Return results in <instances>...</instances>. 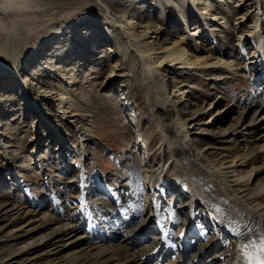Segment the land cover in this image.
I'll list each match as a JSON object with an SVG mask.
<instances>
[{
  "label": "rangeland",
  "instance_id": "rangeland-1",
  "mask_svg": "<svg viewBox=\"0 0 264 264\" xmlns=\"http://www.w3.org/2000/svg\"><path fill=\"white\" fill-rule=\"evenodd\" d=\"M142 1L116 0L115 8H120L121 10H119L121 12L125 11L127 15L138 17V22H141V24L152 21L155 26H164L159 34L161 38L159 46L162 45L164 36L169 40L167 44L172 43L180 35L187 37L189 40L185 26L173 19L172 15H166L165 12L167 10L165 8L159 7L155 0ZM262 1L264 0H260V2ZM252 2L247 1L244 8L241 9L233 7L222 9L223 7L218 5L217 1L211 0L212 5L220 8L217 12H220L219 16L223 17L222 21H225L226 25L219 26L215 24L212 29L216 27L218 31L216 30L212 33L205 31L203 32L204 36L198 40L204 42V47H212V54L219 58L230 57L231 59H238V39L241 35L245 37L249 29L247 24L252 23L254 12L252 14L248 12L250 9H254ZM100 3L101 0H33V4L38 6L33 12V16L25 20V25L16 27V30L21 33H28L29 31L30 33H38L42 30L52 29L57 24L62 29L64 36L62 35L61 37L66 42L71 37L70 33H80V39H75L74 45L68 47L67 52L63 55L65 56L64 62L59 65L74 63L75 60L85 63L83 66H73L74 70L71 72L68 69L64 71L67 77L72 73L73 78L69 80L71 82L66 83L60 76H51L52 74L49 75L48 73H45L40 78V84L55 88H59V85H61L62 89L67 90L69 98L62 103L56 99L57 96L41 97L40 94L36 93L35 89H31V85H28L29 83H27L30 88L29 91L17 85L15 89H12L14 90L13 92H11V89V91L9 90V93L16 97V105L15 110L11 111L8 106L0 107V122L9 123L7 125L10 130L9 135H6V137L0 136V198L7 199L13 196L16 202L25 203L29 196L33 197L36 202V206L33 208L36 209L35 211H39L38 216L41 215L42 211L52 213L53 211L50 208L53 201H60V214L69 216L70 211L68 212L66 208L69 205L73 206V202H77L76 205L81 204L84 207L83 214L78 213L74 221L82 225V229L77 234L87 230V225L91 223L89 222L90 217L92 220H99V222L101 221L100 218H102L105 221L101 224L108 226L109 224L106 222L112 219L118 220L121 214H130V217L134 215L132 212L134 206L141 203V211L143 210V213L136 215L135 220L128 224L126 229L140 226L142 218L152 219V225L148 226V228L152 226L153 229L148 234V239L139 240L140 242L134 244V249H139L144 244L152 243L151 241L163 233L174 236L179 228L189 223L188 227L190 230L187 229L183 235L188 230L192 231V234L187 235L189 240H194L193 247L189 251L190 257H192V253L199 252V248L202 245H210L208 252L200 251L198 257L201 256V253L204 255L200 259L204 262L207 261V264H212L209 262L210 258L214 259V264H235L232 237L224 229H219L209 223V213L205 206H201L198 203L190 209V193L185 192L184 195L179 196V191L176 187L178 186L179 178L174 175V167L171 165L169 171L165 169L167 172L166 176L163 177L162 175L160 177L162 170L160 166L165 163L169 165L171 160L168 154L162 153L163 148H161L160 153L158 152L163 136L158 130L159 126L154 119L153 112L146 105L144 97L145 83L143 81L144 62L141 59L143 62L141 63L140 58H136L139 56L136 51L131 52L130 49L125 47L124 43H118V34L113 31L115 26L107 20L106 11ZM118 4L120 5L118 6ZM200 7H203V4ZM261 7L260 14L264 15L262 4ZM183 12H188V10L184 9ZM246 13L248 14L247 16H250L247 24L235 30L234 23L240 21L238 17ZM261 15L260 18H262ZM39 16L41 18L37 19ZM185 16L190 29L201 24L197 17L193 19L189 17V14H185ZM80 17H83L84 20ZM0 18V23L5 24V26L11 24V20L8 22L9 18ZM104 21L107 22L108 27H106L109 30L101 32L104 27L102 22ZM16 23H21V21L17 20ZM263 23L264 21L262 20V29L259 30L260 37L255 35L244 40L246 50L241 62L242 66H244L242 72L246 77H241L240 74L239 76L233 74L232 71L219 69L213 72L194 69H170L166 73L167 88L165 94L174 101L178 114L182 116L184 121L186 120L191 126L196 123L192 129H189L190 131L188 130L192 139L190 144L196 145L200 151L208 149L209 153H211L210 156L216 159V162L219 161L221 163L226 160L229 163L231 158L240 157L250 145L247 142L248 140H244V137L237 135L228 137L226 139L228 142L226 143L222 142V138L218 137L220 135L218 132L223 128L231 127L232 129L236 127L238 117H240L238 124H243L254 114L261 116L264 113L262 107H259V105L255 106V103H253L254 106H251L250 103V101L264 96L258 92L264 86V54L263 56L260 54L255 59L251 58L256 43H260L262 41L261 38L264 37ZM37 25L42 27L37 28ZM191 31L193 32L192 29ZM60 32L61 30L57 33L55 32L54 37H58ZM33 33L29 36L32 37ZM242 41L240 44L243 43ZM156 42H154V45L152 44L153 47H157ZM19 48L22 50L21 47ZM96 48L98 50H96L97 54L95 55ZM217 49L218 51L216 52ZM117 51L118 53H116ZM220 51L222 53H218ZM102 54L104 56H100ZM25 57L27 58V56L19 58L17 68H21L24 64L25 71L29 72L33 61H26ZM100 57L103 58L101 59ZM238 71L237 73H240ZM223 76H225L224 79L221 78ZM174 77H177L181 84L183 83L182 86H175ZM9 79L11 77L7 78L8 82ZM29 92L36 98L39 108L33 109L32 105L28 104L31 101ZM122 96L130 104L128 111L125 113H114L111 103L113 101H121ZM84 101L86 102L84 103ZM69 104H71L72 110H76L80 115L72 119L67 118L66 115L68 114H63L62 110L69 111L70 108L67 109ZM7 105H9V102ZM41 110L56 118L59 128L65 134L67 148L62 149L63 152H59V154H57L58 151L55 149V141L52 144L51 142L47 144L45 141L47 136L43 134L48 129L43 124L44 122H38V119L34 121L37 115L36 112ZM197 110H200L198 113L201 116L195 119L199 115L194 113ZM221 110L222 114L220 115L225 113L223 117H220L221 122L210 126L198 125L210 115L218 111L221 112ZM53 114H56V117ZM127 114L130 115L127 116ZM69 120L74 121L67 122ZM132 140H138L140 142L138 144L140 150L142 152L143 149L145 150L146 155L143 153L144 156H147L145 157V163L150 167L147 176L140 170V161L142 162V157L144 158V156L139 158V156L131 155L130 152L122 151V148H125L124 145H129L127 143ZM2 144L7 146L5 153L7 158L3 155ZM8 145L10 146L8 147ZM33 146L35 148L31 150ZM126 148L129 150L128 147ZM261 163L260 161L257 164ZM153 166H159L160 168L157 171L152 170ZM250 166L248 164L243 169H248ZM150 172H152L153 176L150 175ZM262 178L264 179V172L254 176L252 185L257 184L259 179ZM71 179H75V181L73 183L69 182ZM145 183H149L151 186H145ZM108 185L113 186V189L116 190H108ZM145 187L150 192L149 203L145 202ZM152 193H156L154 197ZM125 196L130 198L123 200ZM81 197H84V200L79 203L78 200ZM113 198H120V200L115 202ZM118 201L121 202L118 203ZM143 205H145L144 209ZM192 209L193 212L191 213L190 210ZM121 210L123 213H121ZM158 211L161 214H157ZM154 212L157 216H154ZM113 216L115 217L113 218ZM190 217H192L191 221L189 220L186 223ZM22 220L18 224L22 223ZM173 220L177 221L172 225L174 227L168 230ZM195 220L198 223L196 224L198 227L196 225L194 227L197 231L195 229L191 230V224ZM7 225L8 223L6 224V222L0 223V241L10 239L13 234H17L15 232L17 225H10L6 228ZM175 231L176 233H174ZM65 237L64 241L68 239L67 236ZM122 237L123 235L118 234L114 238L109 235L108 238L112 244H116L120 242ZM5 243L6 241L0 242V257L16 251L15 248L12 250L7 248ZM177 245L181 249L185 248V245H181L179 241H177ZM161 250L162 252H159L158 255L160 256L158 257L163 255L166 248L162 247ZM173 255L174 252H170V255L161 261L157 257L158 261L151 259L149 263L142 264H167V261H173ZM190 257L183 264H189ZM93 260L97 261V259L92 258L89 262L91 263ZM37 264L44 263L39 262Z\"/></svg>",
  "mask_w": 264,
  "mask_h": 264
},
{
  "label": "bare ground",
  "instance_id": "bare-ground-1",
  "mask_svg": "<svg viewBox=\"0 0 264 264\" xmlns=\"http://www.w3.org/2000/svg\"><path fill=\"white\" fill-rule=\"evenodd\" d=\"M215 1L218 2V5L223 7L222 9H229L230 7L241 9L244 8L247 1H253L252 4L254 5V9L248 11L251 12V14L254 12L252 15V23L247 24L250 17L247 16V13L238 17L240 21L234 23L235 30L244 27L246 24L249 28L245 37L241 35L238 39V59H231L230 57L219 58L212 54V47H204V42L198 40L204 36L203 32L205 31H209L210 33L216 30L218 31L216 27L212 29L215 24L219 26L226 25V22L222 21L223 17L219 16L220 12H217L220 8L212 5L211 0H155V3H157L159 7L167 10L165 12L166 15H172L173 19L185 26V31H188L189 35V40L187 37L180 35L169 44H167L169 40L164 36L161 46L158 45L161 39L159 34L164 26H155L152 24V21L149 23L143 22L145 24H141V22H138V17L127 15L125 11L121 12L120 8V10L115 8L116 0H101L100 4L106 11L107 16L106 14L105 16L109 23H112V25L116 27L115 29V27L112 26L114 28V33L118 34V43H124L125 47L130 49L131 52L136 51L139 55L136 58H140V60L142 59L144 62L143 81L145 83L144 97L146 99V105H148L153 112L154 119L159 126L158 130L163 136V141L158 148V152L160 153L162 150L161 148H163L162 153L168 154L171 160L169 165L165 163L160 166L162 168L160 177H162V175L163 177L166 176L167 172L163 174L165 169L169 171L171 165L174 167V175L179 178L177 183L178 186H176L179 191V196L184 195L185 192L190 193V209L198 203L208 209L209 223L214 227L222 230L224 229L227 234L232 237L235 264H244L246 259L244 255V246L252 241L255 242V246L247 249L249 255L254 259H264V255L259 251L260 242L264 239V179H259L257 184L252 185L254 176H258L264 172V113L261 116H256L254 114L243 124H238L240 122V117H238L236 127L232 129L231 127L226 129L223 128L218 132L220 133L218 137L222 138V142L226 143L228 142L226 140L228 137L237 135L244 137V140H248L247 142L250 143L248 149L245 151L243 150L244 153L241 154L240 157L231 158L229 163L224 159L225 161L220 163L219 161L216 162V159L210 156L211 153H209L210 151L208 149L200 151L196 145L193 146L190 144L192 139L189 129H192L196 123L191 126L186 120L184 121L182 116L178 114L174 101L165 94L167 88V83L165 81L166 73H168L170 69H194L207 72H213L219 69L232 71L233 74H237L238 76L240 74L241 77H246L242 72L244 66H242L241 62L246 50L244 40L254 37L255 35H258V37L261 36L259 30L262 29L261 23L263 20L260 18L262 2H260V0ZM202 4L203 7H200ZM119 5L120 4H118V6ZM36 8H38V6L33 4V0H0V17L9 18L8 22L11 20V26H5V24L0 23V107L4 108L8 106L10 111L15 110L16 97L11 95L9 90L15 89L16 85L28 91L30 90L28 85H31V89H35L36 93L40 94L41 97H49L51 95L53 97L57 96L56 99L62 103L65 99L69 98L67 90L62 89L61 85H59V88H55L40 84V78L45 73H48L49 75L52 74L51 76H60L68 83L71 82L69 80L73 78V75L70 73V76L67 77L64 71L68 69V71L71 72L74 70L73 66H83L85 63L80 60H75L74 63H68L69 65L65 64L67 67L64 64L62 66L59 65L64 62L65 56L63 55L67 52L68 47L74 45L76 42L75 39H80V33H70L71 37L66 42L63 40V37H61L62 35L64 36V33L57 24L54 28L42 30L41 32L37 29L39 32H32V37L29 36L32 34L30 31L28 32L30 34H28L27 32L21 33L16 30L18 25H25V20L33 16V12H35ZM184 9L188 10L190 13H184ZM185 14H189V17L193 19L197 17L198 21L201 23L199 26L191 28L193 32L190 29V25H188ZM39 18L41 17L39 16L37 19ZM80 18L83 19V17ZM17 20H20L21 23H16ZM102 25L104 27L101 32L109 30L106 21L102 22ZM41 27L42 26H38L37 28ZM59 30H61V32L58 37H54V33H57ZM261 40L260 43L257 41L258 43L255 45V50L251 58H258L260 54L263 56L264 37L261 38ZM155 41H157V47H153ZM241 41L243 42L242 44H240ZM19 47H21L22 50ZM96 50L98 49H95V55L97 54ZM217 51L218 49L216 52ZM116 53H118V51ZM218 53H222V51ZM21 56H27V58L25 57L26 61H33L32 68L29 69V72L25 71L24 64L21 68H17V61ZM100 56L104 55L102 54ZM100 58L102 59L103 57ZM142 60L141 63H143ZM237 71L240 73H237ZM8 77H11L9 82L7 80ZM174 78L175 86H182L183 83L181 84V81L177 80V77ZM221 78L224 79L225 76ZM27 83L29 84L27 85ZM154 86L156 87L154 88ZM13 91L14 90L11 92ZM258 92L264 95V86L261 87ZM30 93L31 92H29V98L31 101L28 104H31L33 109L36 107L39 108L36 98ZM121 99L123 101L122 104H124L125 97L122 96ZM8 102L9 105H7ZM85 102L86 101H84V103ZM250 103L251 106H254L253 103H255V106L259 105V107L264 109V96L260 99L250 101ZM70 105L71 104L67 106V109L70 108L71 111L64 109L62 113L68 114L66 117L72 119L80 114L76 112V110H72ZM61 108H63V106H61ZM198 112H200V110L194 113ZM36 114L34 121L38 119V122H44L43 124L47 126L48 130L43 134L47 136L45 140L46 143L48 144L51 142L52 144V142L55 141V149L58 151L57 154L63 152L62 149L64 150L67 148L65 142L67 139L65 134L62 133L61 128H59L56 121L57 119L42 110L37 111ZM130 114H127V116ZM198 114L199 115H197L195 119L201 116L200 113ZM220 114H222V110L221 112L218 111L210 115V117L205 119L204 122L198 123V125L203 124L210 126L214 123L217 124L221 122L220 117H223L225 113H223V115ZM53 116L56 117V114H53ZM193 118H191V120H193ZM70 121L74 120H69L67 122ZM7 124L9 125V123L0 122V136L6 137V135H9L10 130ZM139 143L138 140H132L127 143L130 145L131 150H128L125 146V148H122V151L136 154L139 152V154L142 155L145 153V150L143 149V152L140 150ZM9 146L10 145H8V147ZM2 148L3 155L7 158L5 155L7 146L2 144ZM34 148L35 146H33L31 150H34ZM142 156H144V154ZM145 157L147 156H144V158L142 157L140 170L147 176L150 167L147 166L148 164L146 165ZM260 161L262 163L257 164ZM248 164L251 165L250 168L243 169L245 166H248ZM160 167L153 166L151 169L157 171ZM74 181L75 179H71L69 182L73 183ZM145 186H147V183H145ZM155 194L152 196L154 197ZM145 195V202H148L150 192L146 187ZM128 198L130 197L125 196L123 200ZM83 200L84 197H81L78 202L82 203ZM118 200L120 199L118 198ZM76 203L77 202H73V206L69 205L66 208L68 212L70 211L69 216L62 213L60 214V201L52 202L50 208L53 211L52 213L42 211L41 215L38 216L39 211H35L36 209L33 208L36 206L33 197L29 196L25 203L16 202L13 196L7 199L0 198V223H8L6 226L7 228L10 225H17L18 222L23 219L22 223L15 227V232H17V234H13L10 239L1 240L6 241L5 244H7V248L11 250L15 248L16 251H14L15 253L9 252L3 255L4 257L1 256L0 264H37L39 262H43L44 264H142L150 262L151 259L156 261L160 258L164 259L166 256L170 255V252H174L172 257L173 261L169 260L167 264H183L185 260L190 257L189 251L193 247L194 240H189L187 237V235L192 234V231H189V223L179 228L177 234H173L174 236H171L172 234H159L160 236L151 241L152 243L144 244L139 249H134V244L140 242L139 240L148 239V234L153 229L152 226L148 228V226L152 225L153 220L151 219V221L147 218H142L140 226L126 229V226L135 220L136 215L143 213V210L141 211V203H138L139 205H133L134 208L132 212L134 215L130 217V214L125 213L121 214L118 220L110 218L112 220L106 222L109 224L108 226L101 224L105 221L104 219L100 218L101 221L99 222V220H92L90 217L89 222L91 223L87 226V230L81 234H77V232L82 229V225L74 221L76 220L77 214L82 213L84 207L81 204L76 205ZM143 206L144 209L145 205ZM190 211L191 213L193 212V210ZM132 212L130 213L132 214ZM121 213H123L122 210ZM157 214L161 213L158 211ZM157 214L154 216H157ZM114 217L115 216H113V218ZM25 219L27 220L25 221ZM175 221L176 220H173L171 222L168 230L172 228ZM196 224L198 223L195 220V222L191 224V230L195 229L194 227ZM196 226L198 227V225ZM187 229H189L188 232L183 235ZM123 230L124 232H122ZM237 230H239L242 235H237ZM118 234H121V236L123 235V237L120 242L112 244L111 241H109V235H112V238H114L118 236ZM65 236H67L68 239L64 241V238H66ZM177 241H179L181 245H185V248L181 249V247L177 245ZM209 246L210 245H202L201 248H199V252L195 254L192 253L191 259L189 258V264H207V261L204 262L200 259V257L204 255L201 254L200 257L198 256L202 250L204 253L208 252V250H210ZM162 247H165L166 250L162 255L163 257H158L160 256L158 255L159 252H162ZM93 250L95 251L92 252ZM92 258L97 259V261L93 260V262L90 263L89 261ZM209 262L212 264L215 263L213 258H210Z\"/></svg>",
  "mask_w": 264,
  "mask_h": 264
},
{
  "label": "snow or ice",
  "instance_id": "snow-or-ice-1",
  "mask_svg": "<svg viewBox=\"0 0 264 264\" xmlns=\"http://www.w3.org/2000/svg\"><path fill=\"white\" fill-rule=\"evenodd\" d=\"M237 235H242V233H240L239 230H237ZM254 246H255L254 241H252L248 245L244 246L245 247L244 255L246 257L244 264H264V259H254L251 255H249L247 249L254 247ZM238 251H239V249H238ZM259 251L262 255H264V239H262L260 242Z\"/></svg>",
  "mask_w": 264,
  "mask_h": 264
}]
</instances>
